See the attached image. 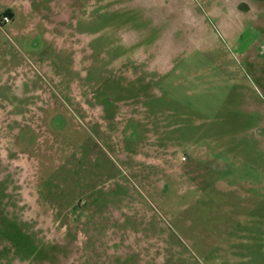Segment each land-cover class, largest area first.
<instances>
[{"label":"rangeland","instance_id":"374dc122","mask_svg":"<svg viewBox=\"0 0 264 264\" xmlns=\"http://www.w3.org/2000/svg\"><path fill=\"white\" fill-rule=\"evenodd\" d=\"M0 264H264V0H0Z\"/></svg>","mask_w":264,"mask_h":264},{"label":"built area","instance_id":"2783aa9c","mask_svg":"<svg viewBox=\"0 0 264 264\" xmlns=\"http://www.w3.org/2000/svg\"><path fill=\"white\" fill-rule=\"evenodd\" d=\"M10 20H9V18L8 17H3V19H2V22H4V23H8Z\"/></svg>","mask_w":264,"mask_h":264}]
</instances>
